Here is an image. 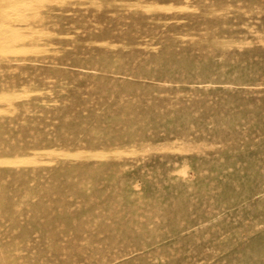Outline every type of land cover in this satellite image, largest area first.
Returning <instances> with one entry per match:
<instances>
[{
	"label": "rangeland",
	"instance_id": "1",
	"mask_svg": "<svg viewBox=\"0 0 264 264\" xmlns=\"http://www.w3.org/2000/svg\"><path fill=\"white\" fill-rule=\"evenodd\" d=\"M19 1L0 264H264V0Z\"/></svg>",
	"mask_w": 264,
	"mask_h": 264
},
{
	"label": "bare ground",
	"instance_id": "2",
	"mask_svg": "<svg viewBox=\"0 0 264 264\" xmlns=\"http://www.w3.org/2000/svg\"><path fill=\"white\" fill-rule=\"evenodd\" d=\"M30 1H33V0H30ZM16 2H20L19 0H16ZM29 1H27V3H28ZM13 3V2H12ZM12 3H11V5H12ZM25 3V2H24ZM19 3H17V5H18ZM10 5V4H9ZM15 5V4H14ZM3 7V6H2ZM9 7V6H8ZM8 7H7V9L6 10H8ZM14 8V7H13ZM10 10V9H9ZM8 10V11H9ZM7 12V11H6ZM1 13V12H0ZM8 14H10V13H8ZM40 15V14H39ZM8 16V15H7ZM6 17V16H5ZM11 17H12V14H11ZM14 17V16H13ZM12 17V18H13ZM5 19V18H4ZM7 19H9V18H7ZM11 21V20H10ZM4 24V23H3ZM6 24V23H5ZM4 24V25H5ZM8 25V24H7ZM9 27H10V25H8ZM2 28H4V27H2ZM6 28V27H5ZM6 29H8V28H6ZM13 29V32L16 30H14V28H12ZM11 29V30H12ZM5 30V29H4ZM5 31H7V30H5ZM9 31V30H8ZM0 32H1V29H0ZM2 33V32H1ZM4 33V35H5V32H3ZM2 33V34H3ZM8 38H7V40H6V42H5V44L3 45V46H1V48L2 49H0V51H3V52H5V53H10V52H12L13 53V51L15 50V48L14 47H12V46H10L11 44H9L8 45V43H11L10 41H12V44L13 43H15L14 41H18V40H21V39H23V37L24 36H20V35H17V33L16 32H14V33H12L10 36H7ZM186 38V37H185ZM193 38V37H192ZM1 40V39H0ZM2 41V40H1ZM1 41H0V43H1ZM4 43V42H3ZM14 45V44H13ZM220 45V44H219ZM42 49V48H41ZM19 50H20V48H19ZM18 52V51H17ZM20 52V51H19ZM2 53V52H1ZM5 55V54H4ZM5 95V94H4ZM6 96L7 95H5V96H0L3 100H4V98H6ZM9 97H11V96H9ZM5 101V100H4ZM2 112V111H1ZM5 112V110L3 111V113ZM5 113H7V112H5ZM80 154V153H79ZM113 154H116V152L114 153L113 152ZM117 155V154H116ZM65 156V155H64ZM26 159V158H25ZM0 163H1V161H0ZM18 163V162H17ZM20 163V162H19ZM15 163H13V165H14Z\"/></svg>",
	"mask_w": 264,
	"mask_h": 264
}]
</instances>
